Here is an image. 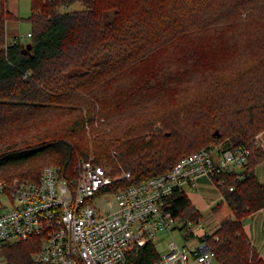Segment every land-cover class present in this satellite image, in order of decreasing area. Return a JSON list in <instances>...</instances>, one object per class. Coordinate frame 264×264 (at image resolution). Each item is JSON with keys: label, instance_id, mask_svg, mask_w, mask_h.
I'll list each match as a JSON object with an SVG mask.
<instances>
[{"label": "trees", "instance_id": "1", "mask_svg": "<svg viewBox=\"0 0 264 264\" xmlns=\"http://www.w3.org/2000/svg\"><path fill=\"white\" fill-rule=\"evenodd\" d=\"M76 1L31 0L24 43L7 40L8 20L20 18L0 0V181L36 182L48 165L72 179L94 155L123 176L117 191L201 149L249 147L247 162L218 177L233 214L205 238L218 264H264L244 227L264 208V80L233 94L220 76L227 97L205 104L192 93L199 78L218 76L223 54H264V0H86L92 8L62 10ZM167 204L180 221L203 218L184 187ZM40 248V238L5 243L3 264H35ZM161 257L150 242L124 264Z\"/></svg>", "mask_w": 264, "mask_h": 264}, {"label": "built area", "instance_id": "2", "mask_svg": "<svg viewBox=\"0 0 264 264\" xmlns=\"http://www.w3.org/2000/svg\"><path fill=\"white\" fill-rule=\"evenodd\" d=\"M256 143L260 145L259 135ZM249 154L246 147L214 145L180 159L166 173L117 191L109 188L123 176L113 177L94 156L79 164L72 179L62 174L60 165H48L36 182L2 180L0 248L40 238L35 264H124L130 252L143 247V240L150 243L158 231L179 230L186 244L173 239L169 251L154 264H214L215 252L201 222L180 221L167 199L185 185L197 186L202 176L223 184L218 177L243 165ZM108 194L113 197L107 199ZM105 202L111 208L101 212Z\"/></svg>", "mask_w": 264, "mask_h": 264}, {"label": "rangeland", "instance_id": "3", "mask_svg": "<svg viewBox=\"0 0 264 264\" xmlns=\"http://www.w3.org/2000/svg\"><path fill=\"white\" fill-rule=\"evenodd\" d=\"M9 5H11V2L9 3ZM15 5L17 6L18 13L19 15H21L23 20L20 21L18 19H13V18L8 20L7 40L11 42L16 37H20L22 42L27 43L30 40L28 33L31 31V26L29 22L26 20V18L29 17L31 13V9H30L31 0H15ZM90 8H92V6L89 5L86 2V0H77L73 4L63 7L62 10L76 11V10H83V9H90ZM113 18H114V10L109 11L105 14L106 21H111ZM257 35L256 37H260ZM262 44L264 45V41L262 42ZM261 49L262 47L260 48V50ZM223 56H224L223 62L219 66L214 65L211 68V70H214V72H219L218 76L212 75V72H211L209 75H206L203 78L202 77L199 78L194 84L196 85L197 91L196 92L191 91L196 96L197 99H201V100L203 99L204 104L209 99H215V98L225 99L227 97L228 88L224 86V84H222L220 80H218L220 76L226 77L229 83V86L231 87L230 91H232L233 89L235 90L233 94L238 93L240 91L249 90L247 88L258 83L260 79L264 80V65H263L264 54H262L261 51L257 52L256 54L251 55L250 58H245V59L243 57L238 56L236 53H225L223 54ZM217 67H220L221 69L218 71L219 68ZM74 70H80V69H74ZM250 91H248V93L246 94L247 96H250ZM88 136H91V135L89 134ZM246 148H249V147H246ZM250 155H251V150H250L249 156L247 157L248 159ZM263 160H261L259 164ZM219 185L220 184L218 183L216 184V186L220 189ZM111 197H113V195H110V194L106 195L107 199H111ZM104 204L105 205L100 206L101 212L111 208L110 202H105ZM221 206L222 208H219L216 212L211 213L210 215H207L206 211L204 210L202 211L203 218L201 221L203 224L204 232H206L207 230L210 231V229L208 228V222L210 221V216L215 215L216 216L215 218L221 219V220L227 216H230V215H227L228 213H226V211H229L230 209L229 205L226 203H222ZM229 213H231V211ZM204 232L202 233L205 234ZM173 239H175L181 245L186 244L185 239L183 237V233L179 230H174L172 233H169L167 231H158L155 238H153L152 243L154 244L158 253L161 256H163L169 251V247H170L169 243ZM33 261H34V258H33ZM3 262H4V257L0 249V264H3ZM214 264H218V263L215 262Z\"/></svg>", "mask_w": 264, "mask_h": 264}, {"label": "crops", "instance_id": "4", "mask_svg": "<svg viewBox=\"0 0 264 264\" xmlns=\"http://www.w3.org/2000/svg\"><path fill=\"white\" fill-rule=\"evenodd\" d=\"M10 2L11 5H9ZM8 7L11 12L19 16L20 19L18 20H23L21 15L18 13L15 0H8ZM259 139L260 146L264 149V131L260 133ZM256 174L258 179L261 182H264V160L256 167ZM197 182V186L194 187L191 185H185L184 189L191 201L200 209V211L202 212L204 210L207 215H210L211 213L216 212L218 208H222V203H226V201L225 196L220 189L215 184H212L205 176L200 177ZM230 211L231 213H229ZM226 213H228L227 215H232L233 211L230 208L229 211H226ZM215 217V215L210 216V221L208 222V228L210 231H203V224L201 221L202 231L205 234H213L219 228L221 219H217ZM244 227L252 243L257 248L260 258L264 262V208L250 214L244 221Z\"/></svg>", "mask_w": 264, "mask_h": 264}, {"label": "water", "instance_id": "5", "mask_svg": "<svg viewBox=\"0 0 264 264\" xmlns=\"http://www.w3.org/2000/svg\"><path fill=\"white\" fill-rule=\"evenodd\" d=\"M141 244H142L143 246H146V245H147V241H146V240H143Z\"/></svg>", "mask_w": 264, "mask_h": 264}]
</instances>
